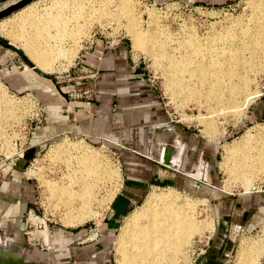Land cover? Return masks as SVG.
<instances>
[{
  "label": "rangeland",
  "instance_id": "rangeland-1",
  "mask_svg": "<svg viewBox=\"0 0 264 264\" xmlns=\"http://www.w3.org/2000/svg\"><path fill=\"white\" fill-rule=\"evenodd\" d=\"M54 1L60 0H32L21 8L1 17L0 23H9L15 13L31 3H38V7L44 8L51 5ZM90 1L95 8H98L97 5L99 6V2L101 1L111 2V5L109 3L106 5V9H108L112 17L110 15L106 16V18L102 19L103 22L99 21L98 17L96 19L92 17L90 24L82 20L79 24L84 25L82 26L83 33L75 35L76 37L71 36L69 33L67 34L61 45V50L55 54L54 69L50 73L40 71L17 45L13 44L7 37L0 35V106L2 105L5 109L7 108V103L8 106L14 105V110L7 111L9 114H4L5 118H3V112L0 110V150L4 148L7 149V154H13L16 150L12 141L19 139L18 143L21 145L25 144L31 130L42 125L44 115L40 100L44 94L59 95L62 99L61 95L66 96L64 93L66 92L70 94L72 102L81 100L79 95L83 91H80L81 86L77 84L86 83L85 76H90L91 72L87 70L85 65L79 63L78 60L81 54L95 40L102 41L105 46L109 44L115 46L116 42H123L127 46L130 63L140 69V73L145 78L146 83L151 85L155 93L159 95L162 110L167 115L168 120L172 124H176L184 129L182 136L184 134L187 143H189L184 164L189 165V170L192 168L194 170L198 167L197 164L201 160L205 165H208L209 177L206 178L207 180H204V183L210 185L209 189L202 190L199 187L198 180L201 179L199 178L201 174L196 169L190 174L194 182H197L193 189L186 191L176 187L161 186L148 190L146 194H141L135 200L132 206H130L128 213L120 217L114 224L113 230L108 232L104 220L111 219V203L120 190L121 166L119 162L121 161V153L130 147H133L131 148L133 150L140 151L137 146H131L129 143L130 139L141 137L138 131L137 133L135 132L136 130L128 131L127 134L122 133L118 140H113L106 136L93 142L71 134H65L47 144L37 155L33 156V158L37 159L36 162L32 166L28 162L22 173L24 172L27 177L32 178L38 185L37 201L38 205L40 203L44 209V217L48 220L46 223L47 228L53 225L74 229L85 227L89 230L88 237L95 239L88 251H83L79 254L81 257L78 261L73 259L66 264H119L121 257L117 251V238L128 216L137 210L151 192L159 194L166 191H173L182 198L191 201L192 204L194 202L195 216L199 217L197 218L198 220L201 219L205 223H208V228L204 229L203 234L193 235L191 242L188 243L189 245L185 244L182 246L181 253L183 255L179 254L177 257L178 264H199L208 253L206 251L203 252L205 245L210 242V238L217 237L210 212L209 200L211 198L208 200V197L215 198L219 195L216 193L212 194L214 191H219V193L222 191L228 194H236L242 191L249 192L264 180L263 173V175L261 174L262 176L256 177L248 187L243 186L240 181H231L227 177L228 171L225 166L229 155H231L230 150L237 148L240 144L239 148L241 146L245 147V149L250 147L245 142H242L244 140V136L242 135L247 130L252 129V133L256 134L253 137L255 141H259L264 137V116L256 121H252L248 117L250 109L255 106L260 109L261 105L257 104H260V100L264 101V64L253 67L251 71L247 72L250 80L245 91L250 93L247 92L250 95H247L249 98L244 94L238 95L237 104L231 110H223V112L221 110H214V102L212 103L208 99L205 100V95L202 99L191 100L184 92L179 93L177 90L176 93V87L168 83V78L164 72L166 60L164 59V62L157 64L154 61L155 53L152 54V52H158L162 56L171 57L185 55V50L183 48L180 49V46H185V43L190 39L191 33V36H194L201 43L214 40V37H220L224 34L227 27L232 25L231 23L234 22L235 25H238L236 21L244 24L248 23L249 19L254 15V8L257 6L254 1L258 0H233L221 6H197L180 0H168L164 2H157L155 0ZM18 2L19 0L1 1L0 12ZM117 4L118 6H122V4L127 6L125 10L127 12L121 11V15H118L120 16L119 18L115 16ZM128 10H130L129 14ZM125 13L129 17L123 16L126 15ZM130 15L136 16L137 21L134 20V24L137 23L135 28H139L138 30L143 34L148 32L146 34L148 36L152 34L157 35L155 39L159 42L160 49L151 48V45L143 43L134 44L132 36H130L126 29L128 26L125 27L129 22L132 23L131 20L133 19ZM127 19L131 20L128 21ZM158 38L160 40H157ZM32 67L38 69L44 74V77H40L34 73ZM84 77L85 79H82ZM71 86L75 88H71ZM69 89L72 90L68 91ZM90 89L91 93L85 92L84 94L86 95L84 96L88 98L86 100L92 101L94 99L92 94L94 87ZM64 141L66 143L82 145L88 153L90 152V155H94L93 158L100 159L110 170L108 180L99 181L97 190L92 195L94 197L87 203L90 206L88 207L90 210L86 208L87 205L81 207L79 200L73 202L71 217L76 222L74 225L65 222V208L63 209V205H60L61 202L59 203V201L53 198L54 201L49 197L50 191L46 189L47 184L45 182L49 180L51 183L55 182V184L60 185L67 182L65 178L68 177L69 171L64 162L61 163L62 158L65 159L66 156H59L57 158L51 154L53 147ZM164 153V151L159 152V161L161 162H164ZM173 164L177 165V161H173ZM74 190H78V188H74ZM206 192L211 194H207ZM87 211L88 215L86 214ZM82 212L84 213L83 215H81ZM89 212H93V214ZM37 222L40 221L37 220L35 224H38ZM49 234L48 230L41 231L40 236L42 235L43 238H46V242L36 241L38 250L42 248L46 253L51 250L48 241ZM229 239L230 246L227 252L226 264L234 263L241 246L246 247L243 255L244 261H247L245 264H259L260 260L264 259V218L256 231L250 234H232L229 236ZM89 244H91L90 241H86L84 245ZM0 255L7 256V253L2 252ZM48 264L51 263L49 262Z\"/></svg>",
  "mask_w": 264,
  "mask_h": 264
},
{
  "label": "crops",
  "instance_id": "crops-1",
  "mask_svg": "<svg viewBox=\"0 0 264 264\" xmlns=\"http://www.w3.org/2000/svg\"><path fill=\"white\" fill-rule=\"evenodd\" d=\"M180 1L197 6H221L233 0ZM78 61L91 72L90 76H85L86 79L82 78L86 83L77 84L83 91L79 95L81 100L72 102L66 92V96L61 95L63 100L59 95L44 94L40 100L43 123L31 130L23 147L25 153L32 151L35 156L47 144L65 134L93 142L106 136L118 140L122 133L136 130L141 137L132 138L129 143L140 151L130 147L121 153V185L115 198L124 196L130 208L141 194L161 186L191 190L197 182L190 174L196 169L201 174L199 178H203L198 180L199 187L209 189L210 185L204 183L209 177L208 165L201 160L198 167L189 170V165L184 164L189 144L184 134L182 136L184 129L168 120L159 95L146 83L140 69L130 63L128 49L123 42L105 46L102 41L95 40ZM92 87L94 99L86 100L88 98L84 93H91ZM259 103L260 109L255 106L248 112L252 121L264 116V101ZM161 151L165 152L164 162L159 161ZM175 160L177 165L173 164ZM22 171L17 165L0 183V254L7 253V256L0 255V259L6 264H66L73 259L78 261L79 254L88 251L95 241L88 237L89 230L85 227L48 226L45 230L50 233L48 241L51 250L48 253L42 248L38 250L37 233L32 228L28 233L26 218L29 212L39 208L38 185ZM213 193L219 194L215 198L208 197V200L211 198L210 212L217 237L210 238L205 245L203 252L208 253L199 264H226L229 236L256 231L264 218V180L249 192ZM117 220H104L108 232L113 230ZM86 241L91 244L84 245ZM259 264H264L263 258Z\"/></svg>",
  "mask_w": 264,
  "mask_h": 264
},
{
  "label": "bare ground",
  "instance_id": "bare-ground-1",
  "mask_svg": "<svg viewBox=\"0 0 264 264\" xmlns=\"http://www.w3.org/2000/svg\"><path fill=\"white\" fill-rule=\"evenodd\" d=\"M254 2L257 6H254V15L248 23L236 21L238 25H235L233 22L224 34L214 37V40L201 43L191 36V33L185 46H180V49L185 50V55L171 57L152 52L155 53L154 61L157 64L166 60L164 72L168 83L176 87V93L177 90L179 93L184 92L191 100L202 99L205 95V100L214 102L213 109L216 111L231 110L237 104L238 95L250 94L245 91L250 80L247 72L264 64V0ZM108 3L111 2L101 1L99 6L97 5L98 8H95L90 0H60L40 8L38 3L34 2L15 13L9 23H0V35L17 45L40 71L50 73L54 69L55 54L61 50L67 34L74 37L83 33L84 25L79 24L82 20L90 24L92 17H98L99 21H102L109 16L111 13L106 9ZM123 6L125 5L117 4L115 16L118 18V15L127 9V6ZM125 14L123 16L129 17ZM130 17L133 19H130L132 23L129 22L125 27L128 26L126 29L134 44L143 43L160 49V44L155 39L157 35L148 36V32L143 34L139 28H135L136 16ZM13 106H8L7 103V108L4 109L1 105L0 110L4 115L7 111L14 110ZM254 135L256 136L252 129L247 130L242 135V142L250 147L245 149L242 146L239 148L241 144L238 145L230 150L231 155L229 152V159L225 161L229 174L227 177L231 181H240L246 187L264 173V137L255 141ZM51 154L57 158L66 156L65 159L62 158L61 163L64 162L69 175L63 185L45 181L46 189L50 191L49 197L61 202L60 205L65 208V222L74 225L76 222L71 217L73 202L79 200L80 206L85 207L94 197L92 195L95 194L99 181L108 180L110 170L100 159L93 158L94 155L91 156L80 144L64 141L53 147ZM194 205V202L192 204L173 191L159 194L151 192L137 210L128 216L118 233L117 251L121 257L119 264H178V255H183L182 246L190 243L193 235H202L204 229L208 228V223L198 220L199 217L195 216ZM88 207L90 206L87 205L86 208ZM245 251L246 247L241 246L233 264L247 262L243 259Z\"/></svg>",
  "mask_w": 264,
  "mask_h": 264
},
{
  "label": "built area",
  "instance_id": "built-area-1",
  "mask_svg": "<svg viewBox=\"0 0 264 264\" xmlns=\"http://www.w3.org/2000/svg\"><path fill=\"white\" fill-rule=\"evenodd\" d=\"M108 46H111V44H109ZM30 129H32V128H30ZM18 142H19V139H15L12 141V144L14 145L15 150H16L14 154H11V155L7 154L8 151H7V149H4V148L2 150H0V183L3 180V178L8 174V172L13 170L18 165L20 159L25 154V150L23 148L25 144L21 145ZM17 144H18V146H17ZM36 160H37L36 158H32L29 161L30 166L34 165ZM111 205H112V203H111ZM43 211H44V209L42 208V205L39 203V208L37 211L28 213V215L26 217L28 219V227H29L28 233H30V230L32 228L34 230V232L37 233V236H40L41 230L43 231L47 228L46 223L48 220L44 217ZM37 220L40 222H38V224H35ZM39 241H42L43 243L45 242L42 235L40 237H38L37 242H39Z\"/></svg>",
  "mask_w": 264,
  "mask_h": 264
},
{
  "label": "water",
  "instance_id": "water-1",
  "mask_svg": "<svg viewBox=\"0 0 264 264\" xmlns=\"http://www.w3.org/2000/svg\"><path fill=\"white\" fill-rule=\"evenodd\" d=\"M32 0H21L20 2L13 4L6 10L0 12V18L5 16L6 14H9L11 11L17 10L18 8H21L22 6L26 5L28 2H31ZM32 70L34 73H36L40 77H44V74H42L38 69L35 67H32ZM33 158V152L30 151L27 154H25L19 161L18 167L20 169H24L28 162ZM129 211V203L126 200V198L122 195H118L114 202L111 205V218L112 219H119L122 216H125ZM0 264H6L2 262V259H0Z\"/></svg>",
  "mask_w": 264,
  "mask_h": 264
},
{
  "label": "flooded vegetation",
  "instance_id": "flooded-vegetation-1",
  "mask_svg": "<svg viewBox=\"0 0 264 264\" xmlns=\"http://www.w3.org/2000/svg\"><path fill=\"white\" fill-rule=\"evenodd\" d=\"M1 1H4V0H0V2H1ZM20 1H21V0H19V2H20Z\"/></svg>",
  "mask_w": 264,
  "mask_h": 264
}]
</instances>
